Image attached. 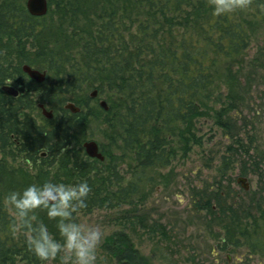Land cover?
Listing matches in <instances>:
<instances>
[{"label":"trees","instance_id":"1","mask_svg":"<svg viewBox=\"0 0 264 264\" xmlns=\"http://www.w3.org/2000/svg\"><path fill=\"white\" fill-rule=\"evenodd\" d=\"M50 5L46 16L36 17L24 0H0V151L14 146L32 162L43 160L44 152L46 158H68L76 149L69 150L78 140L82 109L73 114L63 107L76 92L97 91L109 102L104 112L113 114L115 131L108 137L113 148L104 161L96 159L104 168L86 170L77 158L67 166L68 177L73 183L88 179L92 186L81 211L131 204L144 197L156 170L195 143L196 119L222 101L223 85L250 47L248 19L264 22V0H247L246 7L224 15L214 14L213 0H98L94 18L87 0ZM24 65L46 71L49 83L29 78ZM9 81L21 85L19 97L1 91ZM37 101L58 106L60 114L47 119ZM106 121L95 124L110 126ZM78 149L76 155L87 156ZM127 158L133 160L124 173L120 167ZM229 164L225 156V170ZM6 170L0 159V182ZM225 201L219 218L233 222L225 240L235 238L237 246L264 256V210L243 222ZM201 208L215 210L209 202ZM11 223L0 198V264H41L25 237L12 235ZM104 248L119 264H151L125 234Z\"/></svg>","mask_w":264,"mask_h":264},{"label":"rangeland","instance_id":"2","mask_svg":"<svg viewBox=\"0 0 264 264\" xmlns=\"http://www.w3.org/2000/svg\"><path fill=\"white\" fill-rule=\"evenodd\" d=\"M87 1L89 17L94 18L92 13L98 0ZM247 29L251 38L250 47L235 67L233 77L223 85L222 101L211 103V110L196 119V139L189 151L179 153L171 165L156 170L144 197H136L133 203L94 208L91 212L80 210L78 220L98 224L104 230L101 254L107 258L108 264L119 262L104 246L121 234H125L151 264H212L209 250L213 243L223 250V264H233L232 256L236 254L244 256V264H264V256L251 253L245 246H237L235 238L224 239L233 222L219 218V204L225 200L243 222L248 221L250 214L260 216L264 210V22L248 19ZM55 35V39L59 38V31ZM61 46L50 45L52 49ZM8 84L22 93V87L16 81H9ZM92 92L86 89L70 97L82 111L76 119L78 140H74L69 150H74L76 146L78 154V145L82 148L85 142L94 140L100 145L103 155L107 156L106 151L113 148L108 139L115 131L111 127L113 122H109L113 114H106L100 106L101 101L109 104L106 96L98 94L91 97ZM40 103L42 101H37V106ZM45 106L55 116L60 114L58 106ZM105 120L110 126H96L97 121ZM75 151L69 153L68 158L59 156L37 162L24 160V154L14 146L4 153L0 151V159L7 168L0 182V198L3 200L11 189L22 188L29 183H43L49 178L73 183L68 174L77 158L88 167L86 170H91L89 168L93 166L105 167V164L101 165L95 158L89 157L85 149L83 153L87 156L83 155V159ZM225 156L230 162L227 170ZM131 161L128 158L123 161L122 172L127 173ZM68 162L70 164L67 165ZM110 163L107 161L106 165ZM129 177L130 174H127L126 180ZM240 177L247 178L249 190L238 182ZM177 191L187 196V203L183 206L174 197ZM207 202L215 207L214 211L201 208ZM40 215L53 231H57L55 221L49 220L44 212ZM49 264L57 262L50 261Z\"/></svg>","mask_w":264,"mask_h":264},{"label":"clouds","instance_id":"3","mask_svg":"<svg viewBox=\"0 0 264 264\" xmlns=\"http://www.w3.org/2000/svg\"><path fill=\"white\" fill-rule=\"evenodd\" d=\"M214 14L224 15L247 6V0H213ZM92 191L88 179L66 183L47 179L43 183H29L22 188L9 190L3 203L11 214L10 231L13 236L23 235L27 248L41 264H108L101 254L105 232L98 224H86L77 219L80 209L87 206ZM177 202L187 203L186 194L174 193ZM46 213L55 221L57 231L41 217ZM226 239V237L224 238ZM212 264H223V250L213 243L209 250ZM244 256H232L233 264H244Z\"/></svg>","mask_w":264,"mask_h":264},{"label":"water","instance_id":"4","mask_svg":"<svg viewBox=\"0 0 264 264\" xmlns=\"http://www.w3.org/2000/svg\"><path fill=\"white\" fill-rule=\"evenodd\" d=\"M26 7L29 11V13L36 17H44L49 12V1L48 0H27L26 1ZM23 71L26 73L31 79L36 80L39 83H42L46 80L47 72L41 71L35 68L30 67L29 65L23 66ZM2 91L17 96L19 94V90L12 86V85H4L2 87ZM98 95L97 91H94L91 93V97H96ZM100 106L104 110H109L108 104L106 101H101ZM66 109L71 110L74 114L80 112V108L76 106L74 103L69 102L65 106ZM44 115H46L48 118L53 117V111H47L43 110ZM85 152L87 155L91 158L98 159L100 161H103L105 159V156L103 153L99 150V144L94 141H87L83 145ZM238 182L243 186L244 189L249 190V183L247 181V178L240 177L238 179Z\"/></svg>","mask_w":264,"mask_h":264},{"label":"flooded vegetation","instance_id":"5","mask_svg":"<svg viewBox=\"0 0 264 264\" xmlns=\"http://www.w3.org/2000/svg\"><path fill=\"white\" fill-rule=\"evenodd\" d=\"M29 77V76H28ZM30 78V77H29ZM47 78V77H46ZM36 81V80H35ZM46 81V80H45ZM44 81V82H45ZM44 82H42V83H44ZM39 83V82H38ZM5 85H10V84H8V82L5 84ZM13 86V85H12ZM21 86V85H20ZM4 92V91H3ZM6 95H9V96H12V97H19L22 93H20V91H19V94L17 95V96H14V95H10V94H8V93H6V92H4ZM97 97V96H96ZM66 106V105H65ZM65 106H64V108H65ZM39 108L42 110V115L43 116H45L47 119H52L55 115H54V112H53V117L52 118H48L46 115H44V113H43V110H47L48 111V109H47V107L45 106V105H43V104H41V105H39ZM80 108V107H79ZM66 109V108H65ZM66 110H69V109H66ZM71 111V110H70ZM80 111H81V108H80ZM72 112V111H71ZM73 113V112H72ZM79 113V112H78ZM74 114V113H73ZM76 114V113H75ZM84 148V147H83ZM99 150L100 151H102L101 150V147H100V145H99ZM43 157H45L46 158V156H47V153L46 152H44L43 154ZM105 160V159H104ZM103 160V161H104Z\"/></svg>","mask_w":264,"mask_h":264}]
</instances>
